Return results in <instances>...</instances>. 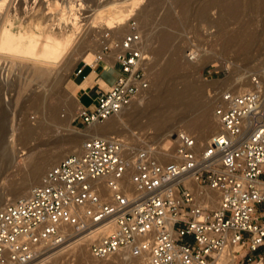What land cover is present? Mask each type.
I'll use <instances>...</instances> for the list:
<instances>
[{
	"label": "built area",
	"instance_id": "1",
	"mask_svg": "<svg viewBox=\"0 0 264 264\" xmlns=\"http://www.w3.org/2000/svg\"><path fill=\"white\" fill-rule=\"evenodd\" d=\"M128 27L121 36L106 32L101 55L72 71L85 80V66L111 52L106 64L118 71L96 85L93 107L77 108L82 126L120 114L149 87V55L133 18ZM249 78V88L218 91L221 130L206 141L186 129L169 135V152L152 132L85 139L27 196L0 207V264H29L90 232L87 250L97 260L129 250L146 252L147 264H264V85L259 73Z\"/></svg>",
	"mask_w": 264,
	"mask_h": 264
},
{
	"label": "rangeland",
	"instance_id": "2",
	"mask_svg": "<svg viewBox=\"0 0 264 264\" xmlns=\"http://www.w3.org/2000/svg\"><path fill=\"white\" fill-rule=\"evenodd\" d=\"M204 1L205 0H145L143 5L145 3L149 5V3L152 2V5H149L148 8H156L155 11L154 9L152 10L155 14L151 13L152 20L155 19L156 22L164 14H171L174 21L177 23V28L175 30L176 37L172 45H177L180 48L178 68L172 75L162 81V83H164V86L160 89L162 91L155 89L158 81L155 79V75L150 74V72L152 73L153 71H149V67L146 69L149 71V79L152 80V83L149 81V87L147 89V91L150 92L141 100V105L138 108L133 109L132 107L118 115L123 120V126L113 131L116 133L114 136H130L133 130H138L143 133L152 132L153 140L160 144V140H165L166 138L164 135L167 136L168 133L174 132L177 127L183 125L185 116L196 114V108L192 107L190 112L193 114L189 111L183 113L182 105L192 104L193 106L194 104L198 105L201 103L200 101L208 100L213 103L212 106L214 107L218 91L230 87L232 84L230 83V79H235L236 81L243 80L247 82L250 87V73H259L264 85V1L247 0V4L241 8L238 15L226 16L222 19L219 18L218 8L213 5L207 7V12L205 11V13L200 16L197 11ZM87 2L88 0H49V2L48 0H10L8 7L6 4L4 8H8L10 11V18L12 21L17 19L19 22H30L33 25L35 24V20H39L40 18L43 22H46L51 16V6L55 5L54 7L58 9H55L57 11L54 15H56L59 10L62 11L59 20H66L68 18L79 22L82 20L87 24H85L84 29L78 33L71 29L72 31L70 32L76 34L75 46L79 43V39L81 40V36H83L86 27H88L91 22L88 18L90 17L89 8L92 2ZM58 4L60 7H57ZM133 19L138 24L143 43L142 49L149 55V61L147 62V64H149V62L151 63L153 61V50L157 47V40L156 38L148 36V34L151 33L152 29L154 30L156 28L150 26L153 24L156 26V23L154 21L152 23L150 19L151 22H147L149 25L151 23L150 26L147 23H145L146 26L145 24L140 26L139 21L135 17ZM45 25L48 24L45 23ZM144 27L151 29L147 31V28L144 30ZM153 32H155V30ZM104 40L105 39L102 38L99 42ZM91 42H96V39L91 38ZM189 51L195 52L199 56L208 53L210 57L202 67L194 70L191 69V67H181V64H184L186 61L192 62L187 57ZM67 58H69V55L64 56L62 61L54 67V73L59 74L61 80V83L56 88V95L58 94L57 97L61 100V109H58L56 112H47L44 105L41 106L39 101L28 98L29 92L27 91L29 89L31 90V87H35L39 81L38 78L34 79L33 76H28L24 71L19 73V77L17 78L16 74L18 69L16 65L10 68L11 72H9L8 81L13 87L11 86V89L7 90L5 95L0 92V203H3V200H5L6 193H8L10 198L12 197L9 194L10 183L14 180H20L22 177L23 173H16V169L23 168L22 160L24 159V154L31 153L39 155L45 153L48 148L61 145V143L68 140V138H76L75 140H78L81 136L86 134L87 128L78 124L74 119L70 122L69 126L63 122L65 117L63 109L64 106H69V109L74 111V115L76 116L78 107L70 92V80L73 77L72 71L78 64L82 63V60L87 63H93L96 56L89 50L85 53L83 59H78V57L74 58L75 60L70 72H62L63 65L67 61L65 59ZM6 61H10V59L0 57V72H3L5 66L9 68L10 63L6 65ZM13 61L16 64H32L28 60ZM97 72L108 82H113L118 74V71L114 68L104 70L99 67L97 68ZM14 81H18L19 83ZM171 83L175 84L174 86L178 89H181L183 85L187 84H193V88L188 96L190 99L181 103L176 110L175 121H173L175 123L169 125L166 130L160 131L159 128L151 122L149 111L154 109V106L160 105L166 99V92ZM151 84H154V86L150 87ZM158 84H160V82H158ZM24 87H28L29 89L27 88V90L24 89L25 91H22ZM164 94H166V97ZM163 97L165 98L162 99ZM80 102L84 105L94 106L92 104V96L89 95L81 96ZM54 105H57V103H54ZM211 112L213 113V108ZM26 125H31L36 129L30 139L22 141L19 139V137L21 138L20 131ZM90 127L88 128L90 129ZM106 133L107 132H103L101 134L104 135ZM162 134L164 137H162ZM158 138L160 139L159 141ZM82 142L83 140H79L80 146ZM69 152V150L65 151V153ZM31 188L32 186L28 190L23 191L22 194H27V191H30ZM257 207L261 210L263 205L260 204ZM79 238L80 237H71L69 238L71 242L50 251L51 253L49 252V254L56 253L57 251V253H60L55 254L53 258L46 260L50 256L46 254L45 259L39 260V258L31 264H147V256L143 257L140 263L134 260L131 261L130 259L138 258L140 255H135L129 250L120 252L121 254H117L118 258L116 257L115 259L95 260L88 254L87 242L83 247V254H80L81 250L77 252L71 249V247L63 248ZM60 249L63 250L61 251ZM65 249L67 250L65 251ZM122 256H128L129 260Z\"/></svg>",
	"mask_w": 264,
	"mask_h": 264
},
{
	"label": "bare ground",
	"instance_id": "3",
	"mask_svg": "<svg viewBox=\"0 0 264 264\" xmlns=\"http://www.w3.org/2000/svg\"><path fill=\"white\" fill-rule=\"evenodd\" d=\"M89 1L92 2V5L89 8L90 17L88 18L91 22L88 27H86L87 31L85 30V33L83 34V36H81V40L79 39V43L74 46L76 34H72V32L70 31H72L71 29H73L78 33L83 30L86 24L84 21L81 20L79 22L68 18L66 20H59L62 11L59 10L58 13L54 15L57 11L55 9H58L54 7L55 5H50L52 7V12H50L51 16L46 22H43L41 18L39 20H35V24L33 25L30 22H19L17 19H14V21H12V19L10 18V11L8 10V8H4L6 7V4L8 7V3H10V0H0V57H6L7 59H10V61H6L5 63L6 65L10 63L9 68L7 66V69L5 66L3 72H0V92L5 95L6 91L11 89L12 85L8 81V75L9 72H11L10 68L13 65H16V68L18 69L16 74L17 78L19 77L18 74L24 71L28 76H33L34 79H39L35 87H31V90L27 87L29 89L27 91L29 92L28 98L39 101L41 103V106L44 105L47 112H56L58 109H61V100L57 97L58 94L56 95V88L61 83V80L60 75L54 73V67L62 61L64 56L69 55V58L65 59L67 61L63 65L62 72H70L71 68L73 67V63L75 60L74 58L78 57V59H83L85 53L89 50H91L95 54V56H97L98 54L101 55V43L105 42V40L102 42H99V40H102L106 32H110L115 36L123 35L124 33L128 32V21L132 17H135L139 21L140 26L144 25L148 21L151 22L152 20L151 13H153L152 10L154 9V7L148 8L149 5H152V2L149 3V5L146 3V5H143L145 0H88V2ZM246 4L247 0H205L203 4H201L197 12L200 16H202L205 13L207 7L213 5L218 8L219 18L222 19L226 16L238 15L241 8ZM58 6L59 4L57 5V7ZM153 21L155 22V19L152 20V23ZM45 23H47L48 25H45ZM155 23L156 26L154 24V26H150L151 23L150 25L149 23H147L152 28L156 27L154 29L155 32H153L154 30L152 29L153 31L151 30V33H153L148 34V36L156 38L157 47H155V49L153 50V61L151 63L149 62V64H146L147 68L149 67V71H153L152 73L150 72V74L155 75V79L160 82V84H158L157 82L155 89L160 90L164 86V83H162V81L172 75L178 68L180 48L177 45H172V42L176 37L175 30L177 28V23L174 21L173 16L171 14H164ZM148 25L147 27L149 28ZM146 28L144 30H146ZM148 28L147 31L151 29ZM91 38H95L96 42L92 43ZM192 53L195 54L194 58H188L192 62L186 61L184 64H181V67H191V69L194 70L196 68L202 67L210 57L208 53L202 54L200 56L195 52ZM112 54L113 52L105 55V60L103 62L112 63ZM13 60H28L32 64H16ZM146 71L148 78H150V75L148 74L149 71ZM149 81L151 82L152 80L149 79ZM230 83H232L231 86L234 85L241 89L249 88V84L243 80L236 81L235 79H230ZM174 85L175 84L172 83L170 86L167 85L169 86L166 92L167 97L166 94H164L166 99L160 105L154 106V109H151V111H149L151 122L154 123L160 131L166 130L169 125L175 123L173 121H175V115L177 113L176 110L178 109L179 105L190 99L188 96L190 95L189 93L193 88V84L183 85L181 89L176 88ZM152 86H154V84H151L150 87ZM25 87L22 89V91L24 89L27 90V88ZM146 91H144L138 97V99L134 103H132L133 106L131 104V106H129L126 110L132 107L133 109L138 108L141 105V100L144 99V97L150 92ZM165 97H163L162 99H164ZM200 102L201 103H199L198 105L194 104L195 106H192V104L182 105L183 113H187L188 111L190 112L191 107L196 108L197 112L195 111L196 114L194 113V115H190L188 113L190 116H185V118L183 119V125L181 127H177L175 131L178 129H186L187 131L194 133L201 141H206L212 135L221 130V124L216 121L213 113L211 112L213 103L209 102L208 100ZM54 103H57V105H54ZM77 107L79 106L77 105ZM63 112L65 114L63 122L69 126L70 122L75 118L74 111L70 110L69 106L66 105L64 106ZM118 115L108 118L101 124H92L90 125L91 127L88 126L90 127V129L86 127V134L81 136V138L79 137L80 139L78 140H75L76 138H68V140L63 141L61 145H55V147L48 148L45 153H41L39 155L31 153L24 154V159L22 160L23 168L16 169V173H23L22 177L20 180H14L10 183L9 194L12 197L10 198L8 196V193H6V198L5 200H3V203H0V207L9 201H12L11 199L15 200L17 198L27 196L30 191H27L28 193L25 195H23L22 192L28 190L31 186L33 187L37 185L42 175L44 174L43 171L45 172V170L56 164L60 159L64 158L68 154L79 153L81 151L79 140L84 141L85 139L91 137H108L111 135H115L116 133L113 131L116 128L123 126V120ZM35 129L36 128H33L31 125L24 126V128L20 131L21 138L19 137V139L22 141L30 139ZM103 132L107 133L102 135L101 133ZM172 133H168L167 136L164 135L166 138L165 140L161 139L163 141L158 138V141L160 140L161 148H163V150L165 151L167 150V152L169 151L167 149L169 144V135H171ZM164 136L162 134V137ZM67 150H69L70 152L65 153V151ZM93 234L94 232H90L88 233V235H72L59 246L71 242V239H69L71 237H80L73 243H70L69 245L67 244L63 248L71 247V249L77 252L78 250H81L80 254H83V247L85 246L88 237ZM59 246L44 251L29 264L38 260L39 258V260L45 259L46 254H49L50 251L58 248ZM60 250L62 251L63 249ZM66 250L67 249H65V251ZM57 252L49 254L50 256L46 260L53 258L55 254H60ZM145 256H147V253L142 252L138 258L130 260H134L137 263H140L141 259H143V257ZM116 257L118 258L117 254L110 258L115 259ZM124 258L129 260L128 256Z\"/></svg>",
	"mask_w": 264,
	"mask_h": 264
},
{
	"label": "crops",
	"instance_id": "4",
	"mask_svg": "<svg viewBox=\"0 0 264 264\" xmlns=\"http://www.w3.org/2000/svg\"><path fill=\"white\" fill-rule=\"evenodd\" d=\"M99 67L103 68L104 70L111 69L105 62L101 61L96 63L93 68L89 67V65L85 66L84 74L87 75V79L85 81L82 80L80 76L73 75V77L71 78L70 92L72 93L71 95L74 97V100L76 101L78 106L84 105L80 102L81 96H93L95 94L97 84L105 86L112 83L106 81L100 74H98L97 68ZM76 122L82 125L80 120H76Z\"/></svg>",
	"mask_w": 264,
	"mask_h": 264
}]
</instances>
